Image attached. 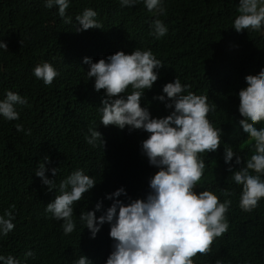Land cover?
<instances>
[{
	"label": "trees",
	"instance_id": "trees-1",
	"mask_svg": "<svg viewBox=\"0 0 264 264\" xmlns=\"http://www.w3.org/2000/svg\"><path fill=\"white\" fill-rule=\"evenodd\" d=\"M237 5L238 0H163L166 14L156 17L142 3L121 7L118 0H70L66 15L73 22L66 24L56 6L46 8L44 0H0V41L8 50L0 49V98L11 90L28 99L16 108L18 120L0 118V214L11 210L15 224L0 238V254L37 264H47L52 257L55 262L49 264H74L83 255L93 264H104V246L112 241L109 225L95 238L87 228L64 235L62 221L44 211L56 191L48 192L35 170L47 156L46 169L57 168V175H45L57 184L76 168L95 177L90 193L74 204L77 221L79 213L91 210L98 200L99 216L111 204L105 194L117 188L124 187L133 199L145 196L148 179L157 171L140 151L148 133L100 123L103 89L94 90L83 62L84 57L95 62L117 50L131 53L140 48L151 49L165 65L141 99L151 116L168 114L164 102L153 97L178 77L195 94L208 95V103L216 105L208 118L223 130L221 146L203 154L205 171L196 190H211L221 202L227 198L224 190L236 193L226 214L229 229L213 241L210 252L197 254L194 264H264V198L251 213L242 211L240 189L223 162V147L228 145L245 160L250 155L249 142L235 123L240 119L237 93L245 86V76L264 69V33L232 28ZM86 7L97 11L103 28L75 30V16ZM156 18L168 27L160 39L149 34ZM45 61L59 71L52 86L33 75L34 67ZM16 124L24 131H17ZM90 126L102 134L103 148L85 142ZM116 198L127 202L123 195ZM28 251L33 255L25 257Z\"/></svg>",
	"mask_w": 264,
	"mask_h": 264
},
{
	"label": "clouds",
	"instance_id": "clouds-1",
	"mask_svg": "<svg viewBox=\"0 0 264 264\" xmlns=\"http://www.w3.org/2000/svg\"><path fill=\"white\" fill-rule=\"evenodd\" d=\"M118 2L121 7L142 3L156 17L166 14L163 0ZM44 4L46 8L56 6L57 15L64 23L73 22L66 15L70 0H44ZM236 13L232 20L236 32L264 33V0H238ZM97 16L93 8H84L75 16L79 25L75 30L103 28ZM150 28L149 34L156 39L168 32L167 25L159 18L152 21ZM0 49L8 51L4 41H0ZM83 62L88 64L86 76L93 81L94 90L103 89L98 106L100 123L148 133L140 143V151L157 171L148 179V191L143 198L133 199L124 187L117 188L105 194L111 204L99 216L96 213L101 212L102 201L98 200L91 210L81 211L77 221L74 204L89 194L97 181L84 169L76 168L57 184L55 178L45 175L46 171L53 177L57 175V168L46 169L49 158L45 156L38 163L35 175L48 192L56 191L45 205V213L62 221L60 228L64 235L87 228L90 237L95 238L107 223L112 241L104 246L103 258L107 256L104 264H194L197 254L206 255L213 241L228 231L226 214L232 204L231 197L236 195L234 191L224 190L227 198L221 202L211 190H196L205 171L203 154L216 152L222 142V128L214 127L208 118L216 105L208 103V95L195 94L189 84H182L175 77L162 86V94L153 97L164 102L165 109L170 111L163 117L151 116L148 106H141V99L157 81L159 69L165 66L151 49L135 48L131 53L117 50L95 62L84 57ZM33 75L52 86L59 71L45 61L34 67ZM244 79L245 86L237 93L240 119L235 123L249 142L250 155L245 160L228 145L223 147V162L231 173V182L240 189L238 207L251 213L264 198V69ZM27 103V97L5 90L0 98V118L18 120L17 106ZM16 130L24 131L23 125L16 124ZM85 142L92 148H103L105 144L97 126L88 128ZM122 195L127 202L116 198ZM13 220L11 210L0 214V238L14 229ZM32 255L31 251L25 253V257ZM53 262L54 257L47 264ZM0 264L37 263L0 254ZM74 264H93V261L80 255Z\"/></svg>",
	"mask_w": 264,
	"mask_h": 264
}]
</instances>
